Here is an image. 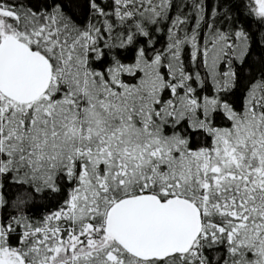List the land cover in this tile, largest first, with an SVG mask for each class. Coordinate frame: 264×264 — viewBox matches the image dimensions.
I'll list each match as a JSON object with an SVG mask.
<instances>
[{
	"label": "snow or ice",
	"instance_id": "6c2138e0",
	"mask_svg": "<svg viewBox=\"0 0 264 264\" xmlns=\"http://www.w3.org/2000/svg\"><path fill=\"white\" fill-rule=\"evenodd\" d=\"M0 264H264V0H0Z\"/></svg>",
	"mask_w": 264,
	"mask_h": 264
}]
</instances>
